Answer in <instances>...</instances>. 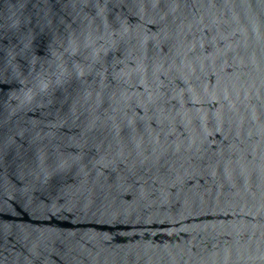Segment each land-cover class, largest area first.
I'll use <instances>...</instances> for the list:
<instances>
[{"label": "water", "instance_id": "1", "mask_svg": "<svg viewBox=\"0 0 264 264\" xmlns=\"http://www.w3.org/2000/svg\"><path fill=\"white\" fill-rule=\"evenodd\" d=\"M0 264H264V0H0Z\"/></svg>", "mask_w": 264, "mask_h": 264}]
</instances>
